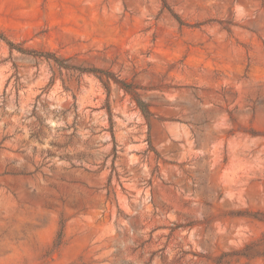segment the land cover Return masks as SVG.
<instances>
[{"label":"rangeland","instance_id":"obj_1","mask_svg":"<svg viewBox=\"0 0 264 264\" xmlns=\"http://www.w3.org/2000/svg\"><path fill=\"white\" fill-rule=\"evenodd\" d=\"M0 264H264V0H0Z\"/></svg>","mask_w":264,"mask_h":264},{"label":"trees","instance_id":"obj_2","mask_svg":"<svg viewBox=\"0 0 264 264\" xmlns=\"http://www.w3.org/2000/svg\"><path fill=\"white\" fill-rule=\"evenodd\" d=\"M9 47L10 48H12V45L11 44H9ZM20 51H24V50H20ZM55 61H58L59 62V60H55ZM61 66H62V64H60ZM63 67V66H62ZM83 71H85V72H88V73H96V72H100V71H94V70H83ZM101 73V72H100ZM111 75V74H110ZM112 77V79H113V81L116 83V84H118V85H123L122 84V82L120 81V80H118V79H116L113 75L111 76ZM110 79V78H109ZM126 87V86H125ZM127 89V88H126Z\"/></svg>","mask_w":264,"mask_h":264}]
</instances>
